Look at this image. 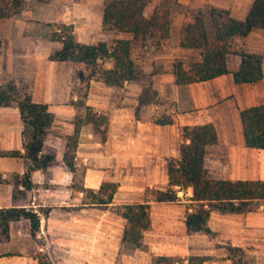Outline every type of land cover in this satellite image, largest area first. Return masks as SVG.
I'll return each instance as SVG.
<instances>
[{"label":"crops","instance_id":"crops-1","mask_svg":"<svg viewBox=\"0 0 264 264\" xmlns=\"http://www.w3.org/2000/svg\"><path fill=\"white\" fill-rule=\"evenodd\" d=\"M27 1L31 6L20 15L0 18V79L16 80L34 102L48 105L53 122L42 152L55 154L56 160L46 169L32 172L33 189L23 191L25 198L14 184L0 183V209L25 207L40 218L36 235L29 219L12 221L9 238L0 240V245L9 244L15 249V243L31 245L35 238L53 241L56 229L66 233L77 226L72 220L79 221V231L84 230L86 207L95 205L87 203L82 187L98 190L104 180H111L119 183L111 206L148 203L151 213V226L144 234L145 248L126 254L116 250L115 264H154L156 256L178 257L184 264L190 256H209V264H233L229 247H240L249 258L256 259L255 264H263L260 259H264V201L251 202L241 214L213 210L208 220L213 233L206 234L191 231L187 226L188 214L193 211L192 189L179 191L178 198L172 201H156L149 192L166 190L168 163L180 157L183 128L208 123L215 126L219 140L207 147L205 165L208 161L224 164V179L264 180V149L245 145L241 119L243 109L264 104V77L257 83L238 84L230 72L211 80L179 85L173 73L176 61L201 58L199 49L180 46V28L184 23L193 20L206 5L227 9L232 17L243 20L254 0H178L175 5L182 9H173L171 36L157 46L156 52L136 59L143 72L139 80L117 88L94 76L86 103L108 117L107 132L103 137L91 122L83 124L71 158L73 170L65 157L68 137L75 133L74 101L79 98L81 77L87 69L81 62L50 59L63 43L46 37L47 24H73L77 41L84 44H97L109 34L115 38L131 35L104 29L106 0ZM158 5L159 0H151L146 13L151 14ZM231 44L236 52L254 53L264 60V29H254L246 37L237 36ZM105 64L110 68L113 61ZM239 67L240 57L233 54L230 69L236 71ZM149 84L157 89L159 102L141 106L138 114L140 94ZM166 116L172 117L171 124L157 122ZM23 128L18 107L0 106V151L24 153ZM25 169L22 157L0 156L4 177L22 175ZM48 208L51 210L45 212ZM120 217L123 228L117 237L121 243L126 220ZM98 223L101 220L95 221ZM16 256L25 257L12 250L1 252L0 264L13 263Z\"/></svg>","mask_w":264,"mask_h":264},{"label":"trees","instance_id":"trees-1","mask_svg":"<svg viewBox=\"0 0 264 264\" xmlns=\"http://www.w3.org/2000/svg\"><path fill=\"white\" fill-rule=\"evenodd\" d=\"M151 0H106L103 14L105 30H115L131 35L130 38H103L97 44H84L77 41L73 24L60 22L47 24L46 37L60 41L63 47L51 53L50 59L56 61H74L84 63L87 72L81 77L79 98L74 101L75 133L68 137L69 150L65 157L68 167L73 170L71 160L77 146L78 135L85 122H91L97 133L105 137L108 117L97 113L87 105L86 98L91 79L101 78L107 85L122 88L126 82L138 80L143 76L137 66L135 49L142 50L152 40L156 46L171 36L173 9L178 0H159V5L151 14L146 10ZM23 0H0V18L10 17L21 11ZM254 29H264V0H254L245 17L240 20L232 17L230 11L213 5L199 13L180 28V46L199 49L198 61H176L173 66L175 82L179 85L207 81L233 72L235 82L257 83L264 77L263 57L245 51L232 49V40L237 36L246 37ZM233 54L240 57V67L230 69ZM113 61L112 67L105 62ZM158 91L153 84L144 86L139 97V106L157 103ZM0 106L19 108L24 128L22 131L24 153L19 150L0 151V156L22 157L26 162L25 172L4 177L0 171V183H12L17 191L20 185L23 191L33 189L32 172L44 170L52 165L55 154L43 153L44 140L53 122V115L46 103L34 102L23 92L14 79H0ZM245 145L248 148L264 149V104L245 108L241 111ZM160 124H171V116L161 117ZM183 142L180 145V157L170 159L168 163L169 183L166 190H149L156 201H172L178 198L179 191L192 189L193 211L188 214L187 226L191 231L212 234L208 225L211 212L219 210L225 213L241 214L248 210L255 200L264 201V180H229L213 178L205 167L208 146L218 142V132L212 123L185 126L182 130ZM119 183L104 180L98 190L85 189L90 201L87 203L103 209L117 210L125 220L121 245L127 251L145 248L144 234L151 226L150 205L132 203L111 206ZM16 195V194H15ZM23 197V198H25ZM88 200V199H87ZM29 219L32 233L40 227L39 215L32 209L12 207L0 209V239L9 238L12 221ZM233 264H252L242 248L229 247ZM209 256H190L187 264H209ZM39 264H52L38 258ZM154 264H184L176 257L156 256ZM65 264V263H57Z\"/></svg>","mask_w":264,"mask_h":264},{"label":"rangeland","instance_id":"rangeland-1","mask_svg":"<svg viewBox=\"0 0 264 264\" xmlns=\"http://www.w3.org/2000/svg\"><path fill=\"white\" fill-rule=\"evenodd\" d=\"M30 4L31 2L23 0L21 11L17 15H20L25 8L31 6ZM175 7L182 9L176 5L174 6V9ZM205 10L206 7L201 8L199 11L202 12ZM105 38L114 39L115 36L109 34ZM148 45L149 47H146L147 49H135L134 55L136 59H141L147 53L157 51L158 47L154 41L149 40ZM142 79L145 80V78ZM22 91L24 92V90ZM137 110V113L140 114V106H138ZM205 167L209 176L213 178H224V164L221 162L208 161L206 162ZM183 198L187 199L185 195H183ZM86 199H88V202L90 201V197H87ZM86 208L87 226L84 230L79 231V221L72 220L77 226H75V228L72 226L73 228L69 229L66 233L63 230L56 229L55 234H53L55 238L53 241L41 239L38 241L37 238H35V242L31 245L23 242L15 243V249L11 248L12 246L9 244H1L0 253H7L12 250L15 253L25 255V257L16 256L15 261L10 264H39L38 258H42L44 261H48L52 264H115L116 250L120 249L121 254L128 253V251L122 247L119 238L117 237L120 229L123 228V221L120 215L117 213V210H107L92 205H88ZM50 210L51 208H48V211L45 209V212H49ZM96 220H101L102 223L95 224ZM38 230H40V227ZM38 230H36L35 235ZM251 259L252 264H255L254 261L256 259ZM260 260L264 264V259Z\"/></svg>","mask_w":264,"mask_h":264},{"label":"built area","instance_id":"built-area-1","mask_svg":"<svg viewBox=\"0 0 264 264\" xmlns=\"http://www.w3.org/2000/svg\"><path fill=\"white\" fill-rule=\"evenodd\" d=\"M20 188L24 189V187L22 185H20Z\"/></svg>","mask_w":264,"mask_h":264}]
</instances>
